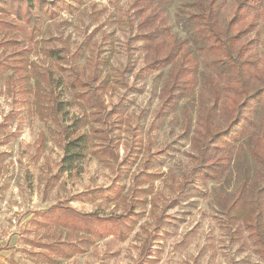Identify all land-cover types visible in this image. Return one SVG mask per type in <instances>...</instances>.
<instances>
[{
  "label": "rangeland",
  "instance_id": "1",
  "mask_svg": "<svg viewBox=\"0 0 264 264\" xmlns=\"http://www.w3.org/2000/svg\"><path fill=\"white\" fill-rule=\"evenodd\" d=\"M64 1L52 19L38 14L26 23L0 13V264H49L47 256L55 264H264L242 225L229 224L219 205L241 184L264 179L249 153L264 107L252 112L253 126L234 144L216 180L201 179L195 169L191 140L203 108L213 104L207 79L217 78L213 56L198 51L190 32L176 23L178 14L198 9L197 0L151 8L140 0ZM232 4L227 0L219 10L220 28ZM157 10L169 39L195 61L193 88L173 109H161L172 65L147 69L149 53L138 40L140 19ZM251 17L253 30L240 42H253L244 54L254 70L264 50V0ZM69 67L84 78L96 76V84L103 81L105 108L112 110L107 127L91 121L84 90L67 87ZM218 86L220 105L225 84ZM214 119L220 123L219 114ZM71 132L84 135L87 144L74 169L61 173L62 147ZM104 135L106 141L99 138ZM184 182L190 188L181 198ZM59 206L130 217L121 235L100 237L102 225L91 224L90 234L80 223L75 229L47 223L56 213H44ZM58 246L60 254L50 253Z\"/></svg>",
  "mask_w": 264,
  "mask_h": 264
},
{
  "label": "trees",
  "instance_id": "2",
  "mask_svg": "<svg viewBox=\"0 0 264 264\" xmlns=\"http://www.w3.org/2000/svg\"><path fill=\"white\" fill-rule=\"evenodd\" d=\"M77 1V0H68ZM169 0H140L147 8L166 4ZM227 0H197L196 11H189L176 16L178 26L190 32V41L198 51L209 53L213 56L212 67L217 73V78L212 76L207 79V85L212 106L203 108L198 119L199 128L191 140L192 149L196 153V171L198 177L204 180H216L226 169L232 156L234 144L253 126L252 112L256 107H264V50L259 60V67L254 66L252 60L245 56L253 42H240L241 39L253 30L252 12L261 0H233L231 11L223 28L217 24V14ZM64 0H0V13L12 14L16 21L26 20V23L44 14L49 19L54 18L60 10ZM7 26H15L12 22L4 20ZM138 40L149 53L146 67L149 70H158L164 66L172 65L168 82L161 91V109H173L176 100L181 94L192 90L194 85L195 61L188 50L181 44L169 39V27L161 12L143 16L137 26ZM258 84L253 85V80ZM97 77L84 78L80 71L74 67L67 70V87L72 91L84 90L81 98L90 111L91 121L99 122L107 127V118L112 110L106 111L103 99V81L97 83ZM218 82L225 84L224 97L221 104L217 103L222 98V89ZM128 87L127 84H123ZM55 112L60 111L59 103L52 106ZM114 113V112H113ZM216 114L220 115V123L215 122ZM89 117V119H90ZM94 134L101 130L91 128ZM260 135L251 144L249 153L257 165L260 166L264 177V117L260 120ZM107 135L99 136L106 141ZM87 139L84 135L67 134L63 145V156L59 172L64 173L74 169V165L83 156V148ZM105 149V147H104ZM107 151L111 148L107 146ZM190 186L184 182L178 197L187 195ZM87 194L79 193L81 198ZM226 220L231 225L240 224L251 241L255 254L264 263V179L260 183L247 185L241 184L235 195L228 199L219 198ZM56 213L47 223L61 224L70 228H77L78 223L92 234L91 224L102 225L100 237L110 234L121 235L122 227L129 215H112L107 218L96 213H79L69 207H53L45 212ZM102 235V236H101ZM54 247V246H53ZM59 249H50V253L60 254ZM49 264L57 263L54 258L47 256Z\"/></svg>",
  "mask_w": 264,
  "mask_h": 264
}]
</instances>
